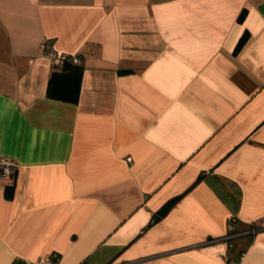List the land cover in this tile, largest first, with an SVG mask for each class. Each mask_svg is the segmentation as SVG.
I'll use <instances>...</instances> for the list:
<instances>
[{
    "label": "crops",
    "instance_id": "0c3cea01",
    "mask_svg": "<svg viewBox=\"0 0 264 264\" xmlns=\"http://www.w3.org/2000/svg\"><path fill=\"white\" fill-rule=\"evenodd\" d=\"M1 158L0 264H264V0H0Z\"/></svg>",
    "mask_w": 264,
    "mask_h": 264
},
{
    "label": "trees",
    "instance_id": "16d2710c",
    "mask_svg": "<svg viewBox=\"0 0 264 264\" xmlns=\"http://www.w3.org/2000/svg\"><path fill=\"white\" fill-rule=\"evenodd\" d=\"M246 35L244 34L237 48H241L245 43ZM83 74V67L80 64H75L71 60L65 61L62 68H56L50 74L47 84V96L55 99H60L69 102H77L81 88V79ZM7 194L9 196L13 193L14 185L6 186ZM178 197L167 201L159 210L153 215V221L164 216L171 206L175 203Z\"/></svg>",
    "mask_w": 264,
    "mask_h": 264
},
{
    "label": "built area",
    "instance_id": "2783aa9c",
    "mask_svg": "<svg viewBox=\"0 0 264 264\" xmlns=\"http://www.w3.org/2000/svg\"><path fill=\"white\" fill-rule=\"evenodd\" d=\"M41 52L49 57L56 68H62L65 61L71 60L75 64H80L81 53H63L61 51L55 50L49 41H43L41 43ZM130 160V158H128ZM16 162L9 158L0 159V180H12L16 173ZM232 229V227H229ZM42 263L52 264V258L41 259Z\"/></svg>",
    "mask_w": 264,
    "mask_h": 264
}]
</instances>
